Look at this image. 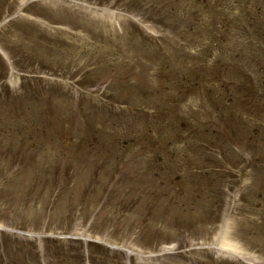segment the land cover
Masks as SVG:
<instances>
[{
    "label": "rangeland",
    "instance_id": "obj_1",
    "mask_svg": "<svg viewBox=\"0 0 264 264\" xmlns=\"http://www.w3.org/2000/svg\"><path fill=\"white\" fill-rule=\"evenodd\" d=\"M260 1L0 0V264H264Z\"/></svg>",
    "mask_w": 264,
    "mask_h": 264
}]
</instances>
